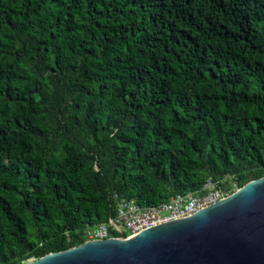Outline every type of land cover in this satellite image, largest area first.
<instances>
[{"label": "trees", "instance_id": "1", "mask_svg": "<svg viewBox=\"0 0 264 264\" xmlns=\"http://www.w3.org/2000/svg\"><path fill=\"white\" fill-rule=\"evenodd\" d=\"M262 176L264 0H0V264Z\"/></svg>", "mask_w": 264, "mask_h": 264}, {"label": "water", "instance_id": "2", "mask_svg": "<svg viewBox=\"0 0 264 264\" xmlns=\"http://www.w3.org/2000/svg\"><path fill=\"white\" fill-rule=\"evenodd\" d=\"M22 264H264V176L192 214Z\"/></svg>", "mask_w": 264, "mask_h": 264}, {"label": "built area", "instance_id": "3", "mask_svg": "<svg viewBox=\"0 0 264 264\" xmlns=\"http://www.w3.org/2000/svg\"><path fill=\"white\" fill-rule=\"evenodd\" d=\"M204 189L202 193H177L169 200L152 206H141L133 199L121 197L114 216H110L106 222L86 229L87 240L111 238L123 233L133 235L148 226L192 214L230 193L218 186L217 181L212 178L207 179ZM112 230L119 231V234L113 236Z\"/></svg>", "mask_w": 264, "mask_h": 264}, {"label": "rangeland", "instance_id": "4", "mask_svg": "<svg viewBox=\"0 0 264 264\" xmlns=\"http://www.w3.org/2000/svg\"><path fill=\"white\" fill-rule=\"evenodd\" d=\"M221 188H224L223 186L221 187ZM239 188V186H238V184L236 183V181H233L232 182V186L230 187V188H226L227 190H228V192H230V194L232 193V192H234L236 189H238ZM225 189V188H224ZM32 260V259H31Z\"/></svg>", "mask_w": 264, "mask_h": 264}, {"label": "bare ground", "instance_id": "5", "mask_svg": "<svg viewBox=\"0 0 264 264\" xmlns=\"http://www.w3.org/2000/svg\"><path fill=\"white\" fill-rule=\"evenodd\" d=\"M148 227H149V226H148ZM143 229H144V228H143ZM138 232H139V231H138ZM138 232H135V234L138 233ZM128 236H129V235H128ZM130 236H131V235H130Z\"/></svg>", "mask_w": 264, "mask_h": 264}]
</instances>
